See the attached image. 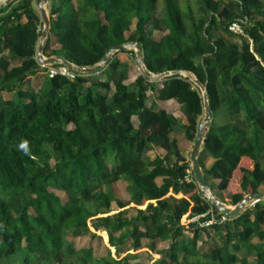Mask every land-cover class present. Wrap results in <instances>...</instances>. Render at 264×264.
Listing matches in <instances>:
<instances>
[{
  "label": "trees",
  "instance_id": "trees-1",
  "mask_svg": "<svg viewBox=\"0 0 264 264\" xmlns=\"http://www.w3.org/2000/svg\"><path fill=\"white\" fill-rule=\"evenodd\" d=\"M38 1L0 7V264H120L123 244L136 249L142 239L149 264H264V200L222 223L190 220L217 210L171 137L193 142L203 113L188 77L173 74L157 87L139 75L127 85L128 65L115 52L96 73L44 75L24 87L39 70ZM47 9L45 57L92 66L130 42L149 72L192 74L211 112L198 154L204 181L229 205L264 190V0H49ZM237 20L242 36L227 29ZM147 92L175 101L183 119L148 106ZM155 147L165 154L150 157ZM117 181L125 201L113 195ZM83 235L102 237L106 256L75 249L72 239Z\"/></svg>",
  "mask_w": 264,
  "mask_h": 264
},
{
  "label": "water",
  "instance_id": "water-1",
  "mask_svg": "<svg viewBox=\"0 0 264 264\" xmlns=\"http://www.w3.org/2000/svg\"><path fill=\"white\" fill-rule=\"evenodd\" d=\"M13 0H5L3 4H0V7H3L7 5L9 2ZM49 0H39L37 4V13L40 17L42 28L40 32L39 41L36 47V61L42 64L47 63H60L67 67L70 70L80 72L82 74H92L98 72L103 65H105L110 57L115 53L119 51L129 50L133 49V56L134 59L141 65L143 68V75L148 79H155L160 76L167 77L173 74H180L184 77H188L190 81H192L200 90L201 96H202V102H203V113L199 120L197 131L195 138L193 140V145L191 148V151L189 153V166L191 168V172L194 178V181L196 182L199 192L212 206L215 207L217 212L228 216V217H235L238 214H240L242 211H244L247 207L250 205L264 200V191L256 193V194H247L245 195L240 202H238L235 205L228 206L221 202L210 190L208 185L203 179V173L201 170V167L198 162V154L200 153L201 149L203 148V145L206 143V132L208 130V127L210 125L211 121V112L208 106V100L206 95V89L205 87L197 80L195 79L192 74H190L188 71L185 70H175V71H166L163 73L153 74L149 72L142 61V58L139 57V53L141 51V46L138 43H124L121 45H115L112 48H110L107 53L100 59L99 62L92 66H76L66 60L64 57L60 55H53L49 57H45L42 53L44 43L47 38L48 29L50 27V21L48 17V12L46 10V6L48 4Z\"/></svg>",
  "mask_w": 264,
  "mask_h": 264
},
{
  "label": "rangeland",
  "instance_id": "rangeland-1",
  "mask_svg": "<svg viewBox=\"0 0 264 264\" xmlns=\"http://www.w3.org/2000/svg\"><path fill=\"white\" fill-rule=\"evenodd\" d=\"M38 2L35 3V8H37ZM3 3H4L3 0H0V4H3ZM46 10L48 12L47 6H46ZM132 23H133L132 25L134 26L135 20H133ZM153 33H154L155 39H158L163 35V33L160 31H154ZM128 51H132V53H129ZM133 51H134L133 49H129V50L116 52V54H115V57H117L120 61L127 63V65H128V78L124 81V83L127 85L131 84L134 81V79L136 77H138L139 75H143V68L134 59ZM139 57L141 58V53H139ZM43 78H44V73L39 70L33 76H31L25 80L24 87L25 88H32V86L35 83H41ZM163 78H164L163 76H160V77L155 78V79H150L149 81L153 82L155 84V86L159 87ZM10 96H11V94H9V93H2L1 94V98H4V99L10 98ZM147 96H148V99H147V105L148 106L156 105L159 108L164 109L165 111H167L169 113H172L176 117L183 119V116L179 111V105L175 101H173V100H168V101L158 100L155 98L154 93H151V92H147ZM171 137H174L177 139L178 146H179V149H180L182 155L185 156L186 159L189 161V153L191 151L193 142L185 140L181 133L172 134ZM156 154L163 156L165 154V152H164V150H162L158 147H155L154 149L148 151V155L150 157H153ZM204 161H205V165H208L210 160L208 158H206ZM157 181L159 182V178L157 179ZM110 187H111V190H112L113 195H114L116 200L125 201L127 199V194L125 191V183L124 182L117 181V182L111 184ZM52 191L58 197H60L62 202H65L66 195L64 194V192H62L60 190H52ZM221 199H222L221 201L224 202V204L231 206L228 204L229 198L227 196H223V198H221ZM111 209L112 210L116 209V203L115 202H112ZM181 222L183 224H186V221H184L183 219L181 220ZM186 232H188V231H186ZM186 234H189V232ZM204 240H205V237L201 233V238L197 241L198 248L201 246V241H204ZM215 240H217V238ZM146 243H147V241L145 239H142L141 240V246H139L136 249H132L129 245V241L125 242V244H123V246H122V250L124 251L125 254H127V257H126V260L120 264H149V254H148L147 249L145 248ZM72 245L75 249L90 248L92 250L93 256L97 257V258L105 257L106 253H107L106 243L102 237H90L89 235L78 236V237H75L72 239ZM210 245H211V243H210ZM167 247H168V241L158 242L155 244L156 250L165 249ZM151 256L154 257V255H151Z\"/></svg>",
  "mask_w": 264,
  "mask_h": 264
},
{
  "label": "built area",
  "instance_id": "built-area-1",
  "mask_svg": "<svg viewBox=\"0 0 264 264\" xmlns=\"http://www.w3.org/2000/svg\"><path fill=\"white\" fill-rule=\"evenodd\" d=\"M227 29L229 32L232 34L242 36L244 35L243 31V21L242 20H237V21H232L228 24ZM39 66V70L44 73L45 76L52 78L54 76L60 75L63 76L67 79H74L78 75H83L80 72L73 71L65 67L64 65L60 63H47V64H42L37 62ZM38 70V71H39ZM208 216L206 220L201 221L200 219L202 217ZM229 217L225 216L219 212L213 213L211 211H207L204 214L201 215H196L192 217L190 220L191 222H197L199 227H207L209 225L213 224H218L226 221Z\"/></svg>",
  "mask_w": 264,
  "mask_h": 264
},
{
  "label": "crops",
  "instance_id": "crops-1",
  "mask_svg": "<svg viewBox=\"0 0 264 264\" xmlns=\"http://www.w3.org/2000/svg\"><path fill=\"white\" fill-rule=\"evenodd\" d=\"M30 77H31V76H30ZM3 99H4V98H3ZM263 191H264V190H263ZM219 200H220V199H219ZM262 201H263V200H262ZM221 202H222V201H221ZM223 203H224V202H223ZM250 206H252V205H250ZM250 206H249V207H250ZM247 208H248V207H247ZM258 241H259V240H258L257 238H254V239L252 240L253 243H256V242H258Z\"/></svg>",
  "mask_w": 264,
  "mask_h": 264
}]
</instances>
